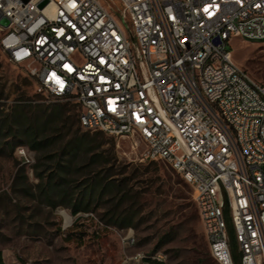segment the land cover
<instances>
[{"label": "built area", "instance_id": "obj_1", "mask_svg": "<svg viewBox=\"0 0 264 264\" xmlns=\"http://www.w3.org/2000/svg\"><path fill=\"white\" fill-rule=\"evenodd\" d=\"M109 1L0 0V50L37 93L74 102L80 128L136 137L179 174L218 264H264V82L226 49L239 37L264 53V0Z\"/></svg>", "mask_w": 264, "mask_h": 264}, {"label": "rangeland", "instance_id": "obj_2", "mask_svg": "<svg viewBox=\"0 0 264 264\" xmlns=\"http://www.w3.org/2000/svg\"><path fill=\"white\" fill-rule=\"evenodd\" d=\"M102 2L110 3L109 0ZM1 35L0 31V39ZM226 49L253 80L264 82V53L260 42L232 37ZM49 99L35 91L26 69L8 62L0 50L3 110L19 101L44 106L66 104L65 116L70 122L75 120L78 107L74 102ZM85 131L81 128L80 132ZM88 132L93 153L99 154L102 161L108 160L115 174L124 170L121 177L127 179L128 189L132 190L130 195L136 194L140 199L136 208L138 216L130 225H121L110 214L112 204L106 198L92 202L87 211L72 216L71 206L80 201L78 191L71 189L62 200L54 197L56 206L47 205L37 192L35 152L22 145L13 147L7 139L1 140L0 254L3 264H134L129 258L136 253L157 258L159 251L166 264H218L209 253L200 218L195 221L186 201L180 198L189 196L194 203L191 188L180 175L162 161L145 159V146L136 137ZM19 147L27 150L28 163L18 156ZM77 217L80 220L74 224ZM226 222L231 242L233 230L228 218ZM167 231L172 232V238L155 249ZM128 232L135 238L133 245L123 240Z\"/></svg>", "mask_w": 264, "mask_h": 264}, {"label": "trees", "instance_id": "obj_3", "mask_svg": "<svg viewBox=\"0 0 264 264\" xmlns=\"http://www.w3.org/2000/svg\"><path fill=\"white\" fill-rule=\"evenodd\" d=\"M66 112V104L44 106L19 101L6 111L0 105V141L7 139L13 147L22 145L35 152L37 192L47 205L56 206L54 197L62 200L71 189L78 191L80 201L71 206L72 216L87 211L92 202L106 198L112 204L110 214L119 219L121 225H130L138 216L139 196L130 195L132 190L128 189L127 179L121 177L123 169L115 174L108 160L102 161L99 154L93 153L89 132H80L78 112L71 122L65 116ZM180 198L186 201L190 215L197 221L199 214L195 203L189 196ZM78 220L79 217L74 224ZM56 231L59 232L60 228ZM171 238V231L164 232L155 249ZM231 246H235L233 240ZM155 261L156 258H147L148 263L160 264ZM233 263L239 264L237 258L233 257ZM0 264H3L1 254Z\"/></svg>", "mask_w": 264, "mask_h": 264}, {"label": "bare ground", "instance_id": "obj_4", "mask_svg": "<svg viewBox=\"0 0 264 264\" xmlns=\"http://www.w3.org/2000/svg\"><path fill=\"white\" fill-rule=\"evenodd\" d=\"M30 77L34 83V76H30ZM46 96L50 97V99L52 98V99L59 100V93H46ZM106 120L107 121H114V112L113 111H106ZM81 128L84 130L91 131V126H88V123H81ZM64 216L66 219L68 218V216L66 214H64ZM132 243L135 244V238L133 235H132ZM147 258H150V257H147L144 254L140 255V262L141 263H148Z\"/></svg>", "mask_w": 264, "mask_h": 264}, {"label": "water", "instance_id": "obj_5", "mask_svg": "<svg viewBox=\"0 0 264 264\" xmlns=\"http://www.w3.org/2000/svg\"><path fill=\"white\" fill-rule=\"evenodd\" d=\"M47 3V1H43L39 4V7H43L45 4ZM0 26L1 27H7L8 26V20L4 17H0Z\"/></svg>", "mask_w": 264, "mask_h": 264}]
</instances>
